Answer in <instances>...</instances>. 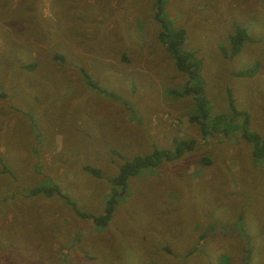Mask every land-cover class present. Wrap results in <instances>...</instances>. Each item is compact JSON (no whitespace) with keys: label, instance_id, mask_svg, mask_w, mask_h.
I'll return each instance as SVG.
<instances>
[{"label":"rangeland","instance_id":"obj_1","mask_svg":"<svg viewBox=\"0 0 264 264\" xmlns=\"http://www.w3.org/2000/svg\"><path fill=\"white\" fill-rule=\"evenodd\" d=\"M20 1L0 0V197H13L0 209V264H264V156L226 103L229 90L264 139V0H160L200 58L205 136L187 119L190 96L168 93L187 79L157 39L155 0ZM235 24L248 38L224 57ZM173 137L195 144L129 176L104 226L76 213L101 214L118 166Z\"/></svg>","mask_w":264,"mask_h":264},{"label":"trees","instance_id":"obj_2","mask_svg":"<svg viewBox=\"0 0 264 264\" xmlns=\"http://www.w3.org/2000/svg\"><path fill=\"white\" fill-rule=\"evenodd\" d=\"M22 1V0H21ZM21 1L19 4H21ZM160 0L153 2V18L159 24V30L156 33L158 41L163 48L170 54L174 67L186 75V81L180 89H171L168 93L175 97L190 96L194 112L191 113L187 119L191 123L198 125V129L202 136H205L213 122L210 118L208 102L203 95V83L200 77V58L196 55L194 50H183L181 48L184 39V30L180 27H171L170 23L165 19L161 13ZM15 10L13 9V12ZM245 29L239 25H234L233 32L229 36V46L226 48L220 46V51L224 57H232L239 50L240 44L247 39ZM57 58H59L57 56ZM33 63L23 65V68H32ZM255 71V64L233 72L234 75L243 76L251 75ZM86 77V76H85ZM87 82L88 79H87ZM226 103L232 114H242L241 128L239 129V136L245 140L252 142L251 154L256 158L264 156V139L257 136L253 132H247V116L244 111L237 110L233 106V98L229 90L226 91ZM218 120L223 119V115H218ZM215 120V119H214ZM171 147L153 148L149 153L142 155H135L130 160H124L117 169L116 175L109 178L107 181L110 185L108 196L105 199L103 212L99 215H92L85 212H76L79 216L84 218H91L94 225L97 227L104 226L109 219L113 210L116 199L124 194L126 190V180L129 176L137 174L146 167H154L159 162L165 160H172L177 158L185 151H189L195 144V139L192 137L180 138L173 137L171 139ZM4 166V165H3ZM5 167V166H4ZM3 167L2 170L6 171ZM85 170L91 174L98 176L99 173L91 166H85ZM43 192L44 194H51L52 189L42 185H34L29 188L30 194Z\"/></svg>","mask_w":264,"mask_h":264},{"label":"crops","instance_id":"obj_3","mask_svg":"<svg viewBox=\"0 0 264 264\" xmlns=\"http://www.w3.org/2000/svg\"><path fill=\"white\" fill-rule=\"evenodd\" d=\"M103 0H100V2H102ZM129 4H130V1H127V2H123V3H119V2H117V30L118 31H120L121 33L123 32V31H125L124 29H122V25H124V23H125V21H127V15L125 14V13H128L127 12V7L126 6H129ZM102 3H101V5L100 6H98V7H94V9H93V14H92V16H91V18H90V16H89V19H90V24L92 23L93 24V20H94V24H95V26H105V24H106V21H102L101 22V20H99L100 19V17H103L102 15H100V16H98V14L96 13V12H98V9L99 8H101L102 7ZM125 8V12L124 13H121L122 12V10ZM114 8H112V10H113ZM83 15V14H82ZM88 21H89V19L87 18V15L85 16V15H83ZM96 16H98L99 18H97L96 19ZM36 18H39V22L41 23V21H42V19H45L46 17L45 16H43V15H41V13L39 14V15H37L36 16ZM129 20V19H128ZM100 23H101V25H100ZM94 61H96L97 62V60H94ZM98 63V62H97ZM108 64V62H106L105 63V65H107ZM68 173V172H67ZM9 175H11V173H8ZM2 200V202L0 203V209H10V207H3V205L5 204V202H7V203H11L12 205H13V200H12V198L13 197H8L7 195H4V196H2V197H0ZM37 208V207H36ZM0 214H2L3 215V213L2 212H0ZM14 226H17V227H20V225H19V222H16L15 223V225ZM15 234H18L17 232L15 233ZM0 243H2V240H1V238H0ZM6 247H7V245H6ZM6 247H2L1 246V248H3V249H6Z\"/></svg>","mask_w":264,"mask_h":264}]
</instances>
